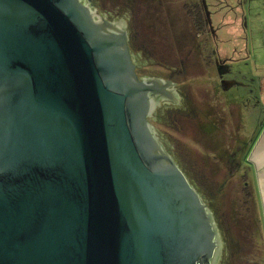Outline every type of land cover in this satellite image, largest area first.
<instances>
[{
	"label": "water",
	"instance_id": "1",
	"mask_svg": "<svg viewBox=\"0 0 264 264\" xmlns=\"http://www.w3.org/2000/svg\"><path fill=\"white\" fill-rule=\"evenodd\" d=\"M108 23L0 0V264H211L207 205L148 120L171 81Z\"/></svg>",
	"mask_w": 264,
	"mask_h": 264
},
{
	"label": "rangeland",
	"instance_id": "2",
	"mask_svg": "<svg viewBox=\"0 0 264 264\" xmlns=\"http://www.w3.org/2000/svg\"><path fill=\"white\" fill-rule=\"evenodd\" d=\"M98 1L118 9L142 71L174 81L176 97H161L153 121L212 209L222 237L214 264H264L261 218L244 187L264 120V0Z\"/></svg>",
	"mask_w": 264,
	"mask_h": 264
},
{
	"label": "flooded vegetation",
	"instance_id": "3",
	"mask_svg": "<svg viewBox=\"0 0 264 264\" xmlns=\"http://www.w3.org/2000/svg\"><path fill=\"white\" fill-rule=\"evenodd\" d=\"M84 1H86L92 8H95L100 14H99V20L100 21H104V22H106V21H109L110 23L112 22L115 26H120V27H118V28H122V26H121V23L120 22H113V21H115L116 19H115V16L116 15H118V9H110L109 10V8H107L106 7V10L105 11H103V9H104V7H103V4L101 3V2H99L98 0H84ZM116 6H118V5H115L114 7H116ZM119 7V6H118ZM125 20H126V18H124ZM125 32H126V35H127V37H126V40H127V43H128V49H129V52H130V55H131V58H132V61L134 62V68H135V70H136V72H137V74L140 76V77H143V78H148V79H152L153 77H158V79L160 78V82H165V80L166 79H169L171 82L169 83V84H174V81L172 80V79H170V78H167V77H164L163 78V76H161L160 74H156V73H151V72H148V73H146V71H142V64L144 63V62H141L140 60H139V58H138V56L139 55H135V52L132 50V46H131V42H130V37H129V35H128V31H127V29H126V26H125ZM136 56H137V58H138V60L140 61V62H138L137 61V59H136ZM149 61H155V60H152V59H150L149 58ZM160 75V76H159ZM223 82H224V84H226V80L225 79H223ZM158 84H160L161 85V87L162 88H158L156 91H155V93L157 92V94L158 95H156L155 97H160L159 99H158V101L156 102V104L160 101V99H161V97L162 96H165L166 94L167 95H169V97L170 98H175L176 97V94H175V90L174 91H171V89H169L170 88V86L169 85H165V86H162V83H158ZM173 88H174V86H173ZM150 93H152V92H150ZM162 93H164V94H162ZM155 106V105H154ZM154 109V108H153ZM151 110L150 112H149V114H148V120L150 121V123L152 124V127L154 128V132L158 135V137H160L159 136V131H158V129L157 128H155V126L156 125H154L155 123H154V121L153 120H157L156 119V114L158 113V111H157V109H154V110ZM149 117H151V119H152V122H151V120L149 119ZM222 143H220V146H218V147H223L224 148V144H222ZM197 188V187H196ZM198 189V188H197ZM199 191V190H198ZM200 193V192H199ZM201 195V194H200ZM203 199V198H202ZM204 200V199H203ZM205 201V200H204ZM205 203H206V201H205ZM206 205H207V203H206ZM208 206V205H207ZM209 207V206H208ZM211 209V208H210ZM209 209V210H210ZM212 211V209L210 210V212ZM211 215H212V213H211ZM213 217V216H212ZM214 224H215V227H216V230H217V234L219 235V239L221 238V240H222V237H221V235H220V233H219V230H218V226L216 225V222H215V220H214ZM218 240V239H217Z\"/></svg>",
	"mask_w": 264,
	"mask_h": 264
},
{
	"label": "crops",
	"instance_id": "4",
	"mask_svg": "<svg viewBox=\"0 0 264 264\" xmlns=\"http://www.w3.org/2000/svg\"><path fill=\"white\" fill-rule=\"evenodd\" d=\"M252 183L245 182V191L254 197L264 232V120L253 140L249 152ZM250 189H252L250 191ZM251 192V193H250Z\"/></svg>",
	"mask_w": 264,
	"mask_h": 264
},
{
	"label": "bare ground",
	"instance_id": "5",
	"mask_svg": "<svg viewBox=\"0 0 264 264\" xmlns=\"http://www.w3.org/2000/svg\"><path fill=\"white\" fill-rule=\"evenodd\" d=\"M113 22L115 23V22H118V21H113ZM119 22L121 23L122 28H118L112 22L104 25L103 28H104V30H113V31H121V30L125 29V24H126L125 21L123 19H121ZM150 92H152V93H149L150 94V98H149V101H150V111H151L154 108V105L156 104V102L158 101V99L160 97H155L156 95H158L157 92L156 93H155V91H150ZM167 96H169V95H167ZM207 210H208V212L211 215V212H210V210H209L208 207H207ZM211 217H212V215H211ZM212 219H213V217H212ZM213 222H214V219H213ZM215 230H216V227H215ZM215 239H216L215 240L216 241V247H215L214 253H213L212 257H211V264H214L215 263L216 256L218 255L219 248L221 246V243L219 241V235L217 234V230H216Z\"/></svg>",
	"mask_w": 264,
	"mask_h": 264
},
{
	"label": "built area",
	"instance_id": "6",
	"mask_svg": "<svg viewBox=\"0 0 264 264\" xmlns=\"http://www.w3.org/2000/svg\"><path fill=\"white\" fill-rule=\"evenodd\" d=\"M84 1V0H83ZM89 7H90V9L92 10V11H94V15H95V17L96 18H98L99 19V12L95 9V8H92L86 1H84Z\"/></svg>",
	"mask_w": 264,
	"mask_h": 264
},
{
	"label": "trees",
	"instance_id": "7",
	"mask_svg": "<svg viewBox=\"0 0 264 264\" xmlns=\"http://www.w3.org/2000/svg\"><path fill=\"white\" fill-rule=\"evenodd\" d=\"M247 192V191H246ZM249 193V192H248ZM248 193H247V195H248Z\"/></svg>",
	"mask_w": 264,
	"mask_h": 264
}]
</instances>
